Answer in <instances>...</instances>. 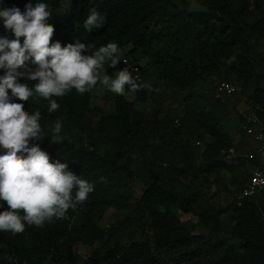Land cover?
Here are the masks:
<instances>
[{
	"label": "trees",
	"instance_id": "obj_1",
	"mask_svg": "<svg viewBox=\"0 0 264 264\" xmlns=\"http://www.w3.org/2000/svg\"><path fill=\"white\" fill-rule=\"evenodd\" d=\"M195 1L203 8L191 9L189 0H42L49 5V23L55 27L51 43L67 46L79 40L93 45L85 55L116 43L141 71L142 63L149 64L154 81L144 79L148 87L136 92L126 87L125 95L113 98L109 113L98 104L101 99L93 90L81 95L73 89L62 98L53 97L60 109L51 115L49 101L43 98L28 102L13 98L24 103L29 113L37 109L42 113L45 137L32 143H38L51 162L67 163L69 170L93 182L95 191L76 210L70 209L67 219L53 220L42 228L26 225L24 233L17 235L0 232V264H59L73 247L96 243H100L96 251L79 259V264H221L235 241L244 250L236 264H264V190L229 207L217 205L211 201L214 194L206 198L204 193L207 177L226 189L225 174L242 189L248 168L264 170V163L255 155L223 159L230 148L245 147L248 136L240 128L236 139L225 128L227 102L223 99L228 96L215 98V85L200 95L197 91L212 77L238 84L262 118L264 0ZM37 2L0 0V6L23 12L26 4ZM92 8L107 19L89 32L83 23ZM0 37L14 39L2 19ZM28 67L36 66L29 61ZM108 68L117 71L121 64ZM4 74L0 69V76ZM19 82L37 83L23 78ZM159 82L181 93L179 125L173 124L176 113L168 111L161 117L160 109L134 105L137 100L145 102L146 94L152 102H160ZM126 92L135 99L129 100ZM57 118L63 122V143L52 142ZM187 136L203 144L199 162V148ZM134 179L145 186L139 198L131 187ZM108 207L132 209L117 227L105 230L98 221ZM6 209L5 203L0 211ZM179 213L187 218L180 219ZM223 213H228L225 225ZM200 227L206 231H198ZM8 255L13 261L5 258Z\"/></svg>",
	"mask_w": 264,
	"mask_h": 264
},
{
	"label": "clouds",
	"instance_id": "obj_2",
	"mask_svg": "<svg viewBox=\"0 0 264 264\" xmlns=\"http://www.w3.org/2000/svg\"><path fill=\"white\" fill-rule=\"evenodd\" d=\"M25 9L22 12L18 7L0 6L3 26L14 36V39L0 37V69L5 70L0 76V148L3 149L0 154V208L7 204V209L0 211V232L13 235L24 233L26 225L42 228L53 220L67 219L69 210H76L95 191L93 182L69 170L67 163L51 162L49 154L38 143H32L45 137L40 124L42 113L39 109L29 113L24 103L13 102V98L23 102L43 98L49 101L47 111L51 115L60 109L53 97L62 98L73 89L83 95L94 92L100 83L112 93L124 95L126 87L133 92L148 87L143 84L138 64L123 56L116 43L109 42L89 55L83 53L94 46H86L79 40L67 46L59 41L51 43L55 27L49 23V5L39 0L35 6L26 4ZM106 19L99 10L92 8L83 28L90 32L102 27ZM29 61L36 67H28ZM119 63L120 70L108 68H117ZM126 63L138 67L140 82L133 78ZM21 68L24 71H18ZM109 71H116L115 75H108ZM21 78L37 83L30 86L28 82H19ZM220 80L224 79H214L215 98L236 93L216 97L215 89ZM233 84L241 90L240 85ZM250 107L249 104L248 109ZM180 117L182 115L175 118L179 123ZM53 124L52 142L63 143L62 120L57 118ZM104 180L101 177V182ZM5 258L13 261L10 255Z\"/></svg>",
	"mask_w": 264,
	"mask_h": 264
},
{
	"label": "rangeland",
	"instance_id": "obj_3",
	"mask_svg": "<svg viewBox=\"0 0 264 264\" xmlns=\"http://www.w3.org/2000/svg\"><path fill=\"white\" fill-rule=\"evenodd\" d=\"M189 6L191 9H201L203 8L197 1L195 0H189ZM143 65V69H142V75H143V79H147L150 81H154V73H153V69L152 67L147 64V63H142ZM116 72V71H115ZM115 72L109 71L107 72L108 75H115ZM104 74V73H103ZM102 74V75H103ZM215 76V75H212ZM219 77V75H217ZM212 79H215L214 77L210 78V79H205L203 81V83L201 84L202 87H198L197 91H198V95L202 94V92H206L208 91V89L213 85L214 83L211 82ZM218 79V78H216ZM157 90L160 94H162L161 96V100L159 101H151V97L148 96V94H146V100L145 102H140V101H136L134 103L136 108H140V107H150L152 106L153 111L155 109H160L161 112H159V115L161 117H164L165 113L168 111H171L173 113H176L175 117H179L180 115H183L182 113V106L183 103L181 102V93L171 90V89H166V86L162 83L159 82L158 86H157ZM94 93H96L98 96H102V97H106L105 99L100 98L101 100L98 101V104H101L103 107V111L105 113H109L113 110V98L117 95L115 93H112L111 91L108 90V88L102 84L99 83V85H97V87L94 90ZM125 95V94H124ZM126 97L129 100H134L135 96L132 92H126ZM226 97V96H225ZM224 98V97H223ZM221 98V99H223ZM223 100H225L227 102V115L226 117L223 119V122L225 124V128L231 133V135L233 137H235L237 139L238 136V131L240 129V119L243 117V114L245 112H252V110L254 111L255 107H250V109H248L249 104L246 101V97L244 95H242L240 93V90L238 92H236L234 95L232 96H228L226 98H224ZM92 103H95V101L93 100ZM207 109V108H205ZM178 113V114H177ZM262 119L264 120V112L262 115ZM171 124H168V128H171ZM188 137V136H187ZM189 139V137H188ZM191 143H195L198 142L196 144H194L195 147L199 148V150H196V155H197V162H199V153L201 152V146L203 145L201 142H199V140L196 139H189ZM192 145V144H191ZM244 148V152L248 153L249 151H251V146L247 145ZM243 148H240L239 150H236L238 152H240ZM242 154V156H244V153L240 152ZM132 157L134 158L136 156L135 152H131ZM224 159V157H223ZM225 160V159H224ZM228 161V160H225ZM264 163V160H263ZM252 169V167L248 168V172ZM229 175L225 174L224 176V180L226 182V189L221 188L219 185L216 184L215 180L213 179V177H207L208 180V184L207 187L204 190L205 193V197H211L212 194H214V199H211V201H215V203L221 207H229L231 204H233V202H238V199L236 198V195L238 193V191L241 189L239 188L240 186H238V184H234L231 183L229 181ZM131 187L134 193V196L136 198H139L142 194V192L144 191V184L138 180V179H134L131 182ZM131 208H127V209H116L114 207H108L106 209V211L103 213V215L100 217L98 224L101 228L107 230L110 228H114L117 227L121 220L128 216L131 212ZM179 217L180 219L184 220L187 218V216L183 215L182 213H179ZM227 217H228V213H223L221 215V220L223 222V225L226 224L227 222ZM198 231H206V229H204L203 227H200ZM197 231V232H198ZM130 233H132L131 231H129ZM100 243H96L93 247H89L86 245H82L79 244L75 247H73L69 253L65 254V259L63 260V262L59 263V264H79L78 260L79 259H85L87 257H89L91 254H93L96 249L98 248ZM233 245V250L229 253H227L226 257L222 260L221 264H236L237 263V255L238 254H242L244 252V250L242 249V244L238 241H235L232 243ZM249 260L252 261L253 259H251L250 255H248ZM50 264V263H49Z\"/></svg>",
	"mask_w": 264,
	"mask_h": 264
},
{
	"label": "built area",
	"instance_id": "obj_4",
	"mask_svg": "<svg viewBox=\"0 0 264 264\" xmlns=\"http://www.w3.org/2000/svg\"><path fill=\"white\" fill-rule=\"evenodd\" d=\"M126 61V59H123ZM125 67L129 69L132 73L133 78L136 82L141 81L138 67L132 63H126ZM239 88L233 83L227 80H220L217 83L215 89V96L220 97L223 95H231L237 91ZM174 124L178 125L179 120L175 119ZM242 130L248 136V145L251 146V151L248 153L244 152V148L240 151L244 153V156L255 155L258 156L262 161L264 160V120L259 118L254 111L245 112L243 114V120L240 124ZM246 143V145H247ZM240 152L236 151L233 148H230L225 154L224 159L230 160L233 159L236 155H242ZM264 190V170L261 168L254 167L249 172L248 180L246 181L244 187L239 190L236 195L238 199V204L241 203L244 199L258 195Z\"/></svg>",
	"mask_w": 264,
	"mask_h": 264
},
{
	"label": "crops",
	"instance_id": "obj_5",
	"mask_svg": "<svg viewBox=\"0 0 264 264\" xmlns=\"http://www.w3.org/2000/svg\"><path fill=\"white\" fill-rule=\"evenodd\" d=\"M107 70V69H106Z\"/></svg>",
	"mask_w": 264,
	"mask_h": 264
}]
</instances>
